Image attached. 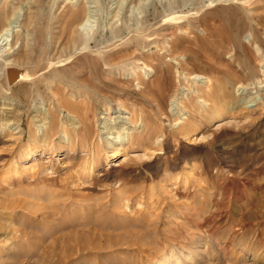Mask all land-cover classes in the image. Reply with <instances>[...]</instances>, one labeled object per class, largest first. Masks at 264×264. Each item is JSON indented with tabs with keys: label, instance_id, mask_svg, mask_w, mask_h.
Returning a JSON list of instances; mask_svg holds the SVG:
<instances>
[{
	"label": "rangeland",
	"instance_id": "rangeland-1",
	"mask_svg": "<svg viewBox=\"0 0 264 264\" xmlns=\"http://www.w3.org/2000/svg\"><path fill=\"white\" fill-rule=\"evenodd\" d=\"M0 264H264V0H0Z\"/></svg>",
	"mask_w": 264,
	"mask_h": 264
},
{
	"label": "bare ground",
	"instance_id": "bare-ground-1",
	"mask_svg": "<svg viewBox=\"0 0 264 264\" xmlns=\"http://www.w3.org/2000/svg\"><path fill=\"white\" fill-rule=\"evenodd\" d=\"M80 12L82 13V9H81V10H80V9L76 10L75 13H74V14H75L74 16L79 15ZM9 70H10V73H13V71L16 70V69L12 67V68H10ZM8 72H9V71H8ZM10 73H9L8 75H11ZM7 77H8V76H7ZM20 77H21V75H19V77H18L17 79H19ZM14 82H15V81H14ZM12 84H13V83H12Z\"/></svg>",
	"mask_w": 264,
	"mask_h": 264
}]
</instances>
